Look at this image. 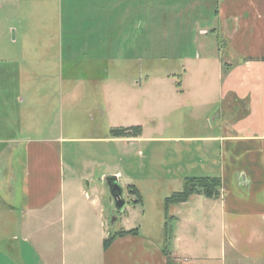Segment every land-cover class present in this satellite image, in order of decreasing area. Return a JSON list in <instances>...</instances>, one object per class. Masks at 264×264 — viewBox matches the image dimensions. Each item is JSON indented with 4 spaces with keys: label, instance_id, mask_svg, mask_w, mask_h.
Listing matches in <instances>:
<instances>
[{
    "label": "crops",
    "instance_id": "obj_1",
    "mask_svg": "<svg viewBox=\"0 0 264 264\" xmlns=\"http://www.w3.org/2000/svg\"><path fill=\"white\" fill-rule=\"evenodd\" d=\"M75 1L0 0V26H44L51 34L0 42V264H264V0H161V46L192 48L179 54L183 73L179 86L169 89L173 100L193 110L218 106L216 132L161 139L216 145L206 161L221 185L216 196L196 192L182 202H164L161 239L132 226L130 215L139 203L126 202L121 230L136 232L118 234L106 246L104 239L120 231L108 236L113 201L109 193L104 197L103 187L84 186L80 176L68 174L63 154L68 138L58 135L61 126L53 130L52 125H63V106L55 104L52 82L57 79L61 87L64 71L79 76L76 63L65 70L57 62L58 71L37 64L93 61L95 68L88 65L82 75L100 77L105 92L100 111L111 116L112 109L122 112L133 104L127 93L118 104L116 93L107 91L117 90L112 76L119 65L140 60L149 30H142V7L139 12L129 0L121 6L93 0L82 7ZM27 59L36 61L35 68L25 69L31 65L23 62ZM208 66L216 85L187 83L190 74L202 75ZM39 77L47 83L39 84ZM78 86L56 91L71 100ZM212 89L217 96L197 100ZM231 110L235 114L227 117ZM132 119L109 122L110 130L139 126L135 137H113L110 131L105 138L81 139L138 142L142 125ZM40 124L47 126L39 134ZM130 181L125 177L124 185L136 187ZM10 225L17 229L10 232Z\"/></svg>",
    "mask_w": 264,
    "mask_h": 264
},
{
    "label": "rangeland",
    "instance_id": "obj_2",
    "mask_svg": "<svg viewBox=\"0 0 264 264\" xmlns=\"http://www.w3.org/2000/svg\"><path fill=\"white\" fill-rule=\"evenodd\" d=\"M92 1L76 0L75 4L82 7L81 3ZM114 2L121 6L123 0H106V5ZM129 2H131L129 6H137L139 12L142 7L145 20L142 23V30H149V36L143 38L145 50L139 54L140 60L128 61L126 68H121L119 65V72L112 76L116 80L117 90L107 91V93L110 95L116 93L118 104L123 103L124 93L134 99L133 104L124 107L122 112L118 109L114 112L112 109L111 116L101 113L99 106L104 103L102 101L105 92L100 87V77L82 75L84 72L82 69H89L88 65L90 68H95L93 61L48 60L43 61V65L37 64V67L38 69L53 68L54 71H58L57 62H59L60 65L63 64L65 70H72L69 62H74L76 63L75 70H78L80 74L71 77V75L67 76L64 71L61 87L56 86L57 79L52 82L55 87V104L63 106V125H52L55 126L53 130H59L61 126V133L58 135L68 138L63 142L64 161L70 167V171L67 170L68 174L71 172L80 176L84 186L90 182L92 186L103 187L105 191L103 177L107 174H116L113 172L118 171L120 174L118 181L124 189L126 202L134 204L138 199L137 195L132 194L130 187L124 185L126 184L124 178H131V184L135 185L140 193L141 202L136 205L135 211L131 212L129 221L132 220L134 224L132 226L140 229L146 236L161 239V229L165 220V197L170 196L174 191L181 190L185 177L215 176L216 174L211 172L206 160L210 156V150L217 148L214 145L211 149L209 143L199 140H163L161 137L206 136L211 132H216L218 106L212 110H208L207 105L198 106L193 110L190 105H176L169 89L178 87L179 84L176 82L181 81L179 73H183V64H181L179 54L191 53L192 48L190 45H181L180 51L174 49L177 45L161 46V0H129ZM43 5L44 2H41L40 7ZM40 15L41 19L46 21L44 10H41ZM50 35L47 27L44 26L33 29L0 26V42L13 40V38L20 39L22 36H35L40 39ZM43 60H46L45 56ZM23 62L31 63V65L27 64L25 69L35 68V60L27 59ZM2 65L0 63V67ZM70 74L73 73L70 72ZM43 79L39 77V84L47 83L42 82ZM187 83L216 85L213 68L204 67L202 75L190 74ZM75 84L79 85V89L73 99L67 100L65 95L60 98L56 90L61 89L64 94L65 89L70 90ZM217 92V89H212L207 93V98L197 100L205 102L207 99L209 101L210 97L217 96ZM221 104L222 102L218 105ZM131 113L133 115L129 116ZM231 114L234 115V111L231 110L226 115L228 117ZM130 117L133 118L132 120L140 121L142 125V139L138 142L81 139L87 135L108 137L111 125L109 122L115 121L121 124ZM45 126L47 124L38 125L39 134L44 132ZM211 128H214V131ZM214 155L218 157L217 151ZM107 194L106 189L105 198L108 197ZM121 213L122 211L116 212L113 208L112 213L107 215L110 228L108 235L111 231L119 229L122 231ZM115 216L116 219L113 220ZM14 221L17 223L18 218ZM8 229L13 232L17 229V225H10Z\"/></svg>",
    "mask_w": 264,
    "mask_h": 264
},
{
    "label": "trees",
    "instance_id": "obj_3",
    "mask_svg": "<svg viewBox=\"0 0 264 264\" xmlns=\"http://www.w3.org/2000/svg\"><path fill=\"white\" fill-rule=\"evenodd\" d=\"M111 136L113 137H126L132 136L135 137L137 134L141 132V128L139 126L133 127H121V128H113L110 130ZM130 134V135H128ZM221 181L219 177L215 176H190L185 177L183 180V186L180 191L173 192L170 196L165 198V205H170L178 202L185 201L189 195L192 193L200 192L206 196H216L219 193ZM130 192L132 194L137 195L138 199L135 200V203L141 202V196L136 187H130ZM136 230L131 229L127 231H117L112 234L111 237H107L104 239V245H108L111 240L118 234L125 233H135Z\"/></svg>",
    "mask_w": 264,
    "mask_h": 264
},
{
    "label": "water",
    "instance_id": "obj_4",
    "mask_svg": "<svg viewBox=\"0 0 264 264\" xmlns=\"http://www.w3.org/2000/svg\"><path fill=\"white\" fill-rule=\"evenodd\" d=\"M105 188L107 189L110 198L113 201L114 209L116 212L123 211L126 205V199L124 197V189L118 181L116 174H107L103 177ZM116 219V216L113 220ZM111 232L108 236H111Z\"/></svg>",
    "mask_w": 264,
    "mask_h": 264
}]
</instances>
